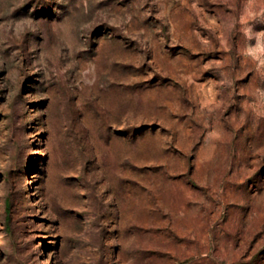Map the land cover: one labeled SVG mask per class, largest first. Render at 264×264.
Returning <instances> with one entry per match:
<instances>
[{"label": "rangeland", "instance_id": "rangeland-1", "mask_svg": "<svg viewBox=\"0 0 264 264\" xmlns=\"http://www.w3.org/2000/svg\"><path fill=\"white\" fill-rule=\"evenodd\" d=\"M0 264H264V0H0Z\"/></svg>", "mask_w": 264, "mask_h": 264}]
</instances>
